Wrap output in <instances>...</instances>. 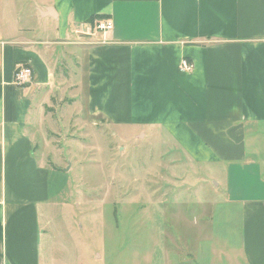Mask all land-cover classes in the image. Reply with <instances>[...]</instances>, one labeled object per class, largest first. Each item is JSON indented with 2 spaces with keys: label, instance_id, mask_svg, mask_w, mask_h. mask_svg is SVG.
<instances>
[{
  "label": "crops",
  "instance_id": "0c3cea01",
  "mask_svg": "<svg viewBox=\"0 0 264 264\" xmlns=\"http://www.w3.org/2000/svg\"><path fill=\"white\" fill-rule=\"evenodd\" d=\"M21 2L31 23L13 10ZM91 16L112 28L94 31ZM52 36L85 62L91 116L161 129L209 169L220 202L236 207L221 214L222 235L236 237L224 264H264V0H0V264H56L43 246L56 201L33 131L39 89L56 75ZM20 62L32 69L24 86Z\"/></svg>",
  "mask_w": 264,
  "mask_h": 264
},
{
  "label": "rangeland",
  "instance_id": "374dc122",
  "mask_svg": "<svg viewBox=\"0 0 264 264\" xmlns=\"http://www.w3.org/2000/svg\"><path fill=\"white\" fill-rule=\"evenodd\" d=\"M12 7L31 23L28 2ZM49 39L56 75L49 88L39 89L33 131L56 201L43 211V246L52 248L53 261L227 263L236 237L222 235L229 226L221 214L236 207L220 202L223 192H213L209 169L188 161L161 129L110 125L91 116L79 75L85 62L69 60L63 55L70 46ZM219 174L214 179L225 184V173Z\"/></svg>",
  "mask_w": 264,
  "mask_h": 264
},
{
  "label": "built area",
  "instance_id": "2783aa9c",
  "mask_svg": "<svg viewBox=\"0 0 264 264\" xmlns=\"http://www.w3.org/2000/svg\"><path fill=\"white\" fill-rule=\"evenodd\" d=\"M112 28V22L110 19H96L93 21L92 29L94 31H109ZM192 63L187 59L182 58L180 61V70L190 72L192 70ZM32 75V69L27 62H20L15 65L13 81L16 85H23L30 83Z\"/></svg>",
  "mask_w": 264,
  "mask_h": 264
},
{
  "label": "trees",
  "instance_id": "16d2710c",
  "mask_svg": "<svg viewBox=\"0 0 264 264\" xmlns=\"http://www.w3.org/2000/svg\"><path fill=\"white\" fill-rule=\"evenodd\" d=\"M96 17H99V16H91L87 20H88L89 23H93L94 18H96Z\"/></svg>",
  "mask_w": 264,
  "mask_h": 264
}]
</instances>
